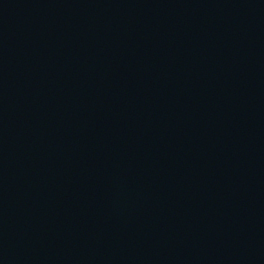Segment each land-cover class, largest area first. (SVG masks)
Returning <instances> with one entry per match:
<instances>
[{"label":"water","instance_id":"water-1","mask_svg":"<svg viewBox=\"0 0 264 264\" xmlns=\"http://www.w3.org/2000/svg\"><path fill=\"white\" fill-rule=\"evenodd\" d=\"M0 264H264V0H0Z\"/></svg>","mask_w":264,"mask_h":264}]
</instances>
